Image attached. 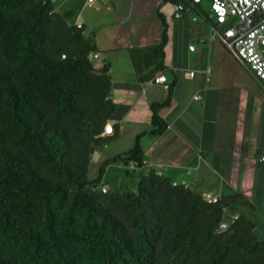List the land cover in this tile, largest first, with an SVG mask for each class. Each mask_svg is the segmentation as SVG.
Instances as JSON below:
<instances>
[{
	"label": "trees",
	"instance_id": "trees-1",
	"mask_svg": "<svg viewBox=\"0 0 264 264\" xmlns=\"http://www.w3.org/2000/svg\"><path fill=\"white\" fill-rule=\"evenodd\" d=\"M71 16L47 0H0V264H264V241L245 215L218 231L227 207L244 202L236 193L208 203L154 170L135 191H95L111 164L143 168L141 139L166 133L159 113L172 90L151 104L152 130L90 181L96 149L118 138L117 127L103 135L116 105L110 75L89 57L96 46ZM159 18L156 50L131 51L144 83L166 70Z\"/></svg>",
	"mask_w": 264,
	"mask_h": 264
},
{
	"label": "crops",
	"instance_id": "crops-1",
	"mask_svg": "<svg viewBox=\"0 0 264 264\" xmlns=\"http://www.w3.org/2000/svg\"><path fill=\"white\" fill-rule=\"evenodd\" d=\"M87 1L54 0L53 8L58 15H72L67 20L69 25L83 26L84 35L96 46L99 55L93 61L94 68L111 77V99L116 105V111L108 125L113 128V134L114 127L118 128V138L104 147L127 141L125 150L109 158L112 159L129 152L134 148L139 135L152 130L151 104L165 102L169 98V91L154 84L153 80L141 82L136 72L131 51L147 45L141 46L138 40L129 43L128 39H124L127 34L122 25L125 19L132 18V12L126 18L117 17L103 13L101 8L109 2L117 5L116 0H96L93 7H89ZM175 4V0H146L144 5L142 3L137 8V19L144 26L142 33L153 40L155 50L163 35L159 14L168 27V42L164 48L166 70L155 77L164 74L172 90L170 106L159 113L168 129L161 137H142L145 161L143 168L137 169L145 173L154 170L196 193L220 197L236 193L242 196L244 202L239 200L227 207L224 219L229 220L233 209L237 210L236 203H240V214L254 223L257 238L264 241V168L259 163L264 153L259 147L264 131V88L256 79L248 86L236 82L237 77L232 76L226 79L212 77L203 84L192 85L190 81L200 71H195L193 78L185 73L187 66L179 60L176 31L183 33L187 40L193 35L203 46L211 47L215 40L204 34L201 28L195 32L192 23L205 22L211 30L214 24L205 19L209 11H205L202 5L190 8L182 19H175ZM149 6L159 22L153 29L147 25V13L152 15ZM92 9L96 15L89 14ZM107 10L110 11V7ZM216 38L224 48L220 39ZM192 46H188L189 53L197 50L195 46L193 51L190 50ZM144 51L148 52L146 49ZM96 61L101 62L97 64ZM201 72L209 74V68ZM197 96L201 100H196ZM128 166L135 168V163L130 162ZM226 187L229 189H224Z\"/></svg>",
	"mask_w": 264,
	"mask_h": 264
},
{
	"label": "rangeland",
	"instance_id": "rangeland-1",
	"mask_svg": "<svg viewBox=\"0 0 264 264\" xmlns=\"http://www.w3.org/2000/svg\"><path fill=\"white\" fill-rule=\"evenodd\" d=\"M81 2V0H79ZM117 5L112 2H109L106 6L102 5V12L108 13L115 16H123L126 18L127 14L129 12H132V18L130 20L125 19V23H123V31L127 34V36H124V39H128V42L131 41H139L141 46L147 45V47H140L136 48L138 52L142 53L141 50L146 49L148 52L152 53L155 46L152 45L153 40L148 39L144 36L142 33L143 31V22L137 19V8L139 5L142 6L145 4L146 0H116ZM202 7L205 9V11H210V1L204 0L202 2ZM107 7H110V11L107 10ZM149 11H152L151 13H147L148 19H147V25L152 26V29L154 28V25H159L158 20L155 17V13L153 12L152 8H148ZM91 16L96 15L95 10H89ZM203 23V24H202ZM193 29H195V32L198 31L197 29L203 30L204 34H206L209 38H213V41L215 40V44L211 47L203 46L199 40H197L193 35L187 40L185 35L181 32L176 31V46L179 49V60L187 66L185 69V73L188 74L189 71H200L197 73V76L194 80L190 81L192 85H199L205 83V81L208 78L212 77H218L221 79H226L227 77H237L236 82L245 83L248 86H251L253 81H256L255 78H252V76L249 74L247 69L238 62L233 56L225 50L219 43L217 38L215 37L214 33L211 30L210 25H208L205 22H198V23H192ZM226 26L219 27V30L221 32L224 31ZM128 43V44H129ZM193 45L196 47L195 53H189L188 46ZM152 51V52H151ZM139 63L142 62V57L138 58ZM101 61H96L98 64ZM209 68V74H205L201 72L204 69ZM184 76V73H183ZM262 119L264 121V110L262 112ZM127 146V141H123L122 144H117L115 146L110 147H101L96 149L99 158H95L93 160V163L90 166L89 169V180L94 181L99 176V168L102 166L106 161L109 160V158L113 155L119 154L121 151H124ZM259 147L261 152H264V131L262 133L261 141L259 143ZM101 153L103 154V157L101 156ZM261 157V156H260ZM148 171L145 173L143 170H139L132 166H124L121 164V162H117L116 164H111L106 168V173L103 178V181L95 186V191L98 193H102L103 189H106V194L113 193V192H120L125 193L127 191H135L136 186L139 182L140 177L143 174H147ZM237 207L230 213L231 218L233 216H239L242 210H238V206H240V203H236Z\"/></svg>",
	"mask_w": 264,
	"mask_h": 264
},
{
	"label": "built area",
	"instance_id": "built-area-1",
	"mask_svg": "<svg viewBox=\"0 0 264 264\" xmlns=\"http://www.w3.org/2000/svg\"><path fill=\"white\" fill-rule=\"evenodd\" d=\"M53 5L54 0H47ZM204 0H192L190 6L184 3L175 4V19H182L190 8L199 7ZM210 11L205 19L213 22L212 32L220 39L224 48L238 61L247 71L260 83L264 88V0H209ZM89 7H93L96 0L87 1ZM197 20V19H195ZM77 28L82 29L80 24ZM226 26L223 32L218 27ZM192 46L190 50H194ZM90 59L96 60L98 53H91ZM196 72L191 71L187 74L189 78H193ZM153 83L161 85L165 90L170 89L168 79L164 74H159L153 79ZM201 100L200 96L195 97ZM105 127L104 136L112 135L113 128ZM98 158V153L94 155L93 160ZM259 163L264 168V153L259 158ZM158 175L162 176L161 173ZM174 185H178L174 183ZM184 185V184H183ZM186 186V185H185ZM106 193L107 190L103 189ZM204 201L208 203H218L221 199L219 195L209 193L202 194ZM238 219L233 216L229 220H223L219 226V232H224L230 228L232 223Z\"/></svg>",
	"mask_w": 264,
	"mask_h": 264
},
{
	"label": "bare ground",
	"instance_id": "bare-ground-1",
	"mask_svg": "<svg viewBox=\"0 0 264 264\" xmlns=\"http://www.w3.org/2000/svg\"><path fill=\"white\" fill-rule=\"evenodd\" d=\"M109 128H111V127H109ZM112 129V128H111Z\"/></svg>",
	"mask_w": 264,
	"mask_h": 264
}]
</instances>
